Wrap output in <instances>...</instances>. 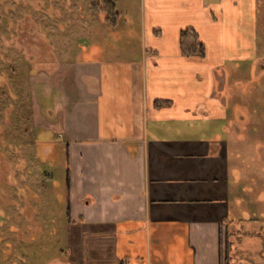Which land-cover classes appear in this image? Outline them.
<instances>
[{
    "label": "crops",
    "instance_id": "obj_1",
    "mask_svg": "<svg viewBox=\"0 0 264 264\" xmlns=\"http://www.w3.org/2000/svg\"><path fill=\"white\" fill-rule=\"evenodd\" d=\"M66 1L43 3L46 79L31 86L37 130L65 145L67 263L264 264L231 202L218 87L257 59L251 0H142L136 45L104 35L119 0L111 23ZM185 29L203 55L182 52Z\"/></svg>",
    "mask_w": 264,
    "mask_h": 264
},
{
    "label": "rangeland",
    "instance_id": "obj_2",
    "mask_svg": "<svg viewBox=\"0 0 264 264\" xmlns=\"http://www.w3.org/2000/svg\"><path fill=\"white\" fill-rule=\"evenodd\" d=\"M44 1L0 0V264H68L65 145L37 130L35 121L43 124L44 118L39 113L35 118L31 86L37 90L38 81L41 86L46 79L41 76L49 52L41 22ZM111 2L67 0L64 5L67 15L77 16L71 13L76 7L79 15L91 10L99 19L105 12L111 23L116 19ZM251 2L257 59L229 69L218 87L227 109L223 135L231 202L248 220L240 227L264 235V0ZM142 12V0H119L120 26L115 35L110 28L104 35L120 45L141 44ZM33 68L37 76L31 77ZM37 100L45 107L39 94Z\"/></svg>",
    "mask_w": 264,
    "mask_h": 264
},
{
    "label": "trees",
    "instance_id": "obj_3",
    "mask_svg": "<svg viewBox=\"0 0 264 264\" xmlns=\"http://www.w3.org/2000/svg\"><path fill=\"white\" fill-rule=\"evenodd\" d=\"M110 8L112 6L110 5ZM180 43L182 52L185 54L189 53H197L203 55V46L202 43L199 41L198 36L195 34L194 31L191 29H185L180 32ZM68 169H66V183H68ZM67 216H68V209H67Z\"/></svg>",
    "mask_w": 264,
    "mask_h": 264
}]
</instances>
